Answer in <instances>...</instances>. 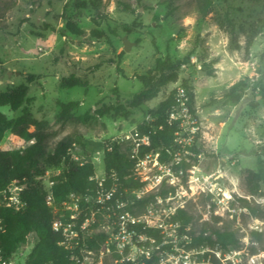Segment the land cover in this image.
Returning a JSON list of instances; mask_svg holds the SVG:
<instances>
[{
    "label": "rangeland",
    "instance_id": "obj_1",
    "mask_svg": "<svg viewBox=\"0 0 264 264\" xmlns=\"http://www.w3.org/2000/svg\"><path fill=\"white\" fill-rule=\"evenodd\" d=\"M210 1L203 17L205 0H0V96L21 99L0 106V114L13 121L27 111L45 121L47 151L70 137L69 159L93 162L94 179L105 176L104 148L119 145L117 136L142 132L141 126L153 132V111L184 82L194 95V114L176 110L170 117L180 118L176 145L162 161L161 149L148 151L137 168L142 188L126 190L119 209L101 208L92 217L93 264H126L142 254L154 264H264V0ZM66 23L82 34L68 32ZM230 24L236 49L229 46ZM123 39L132 43L127 52ZM156 59L169 68L148 74ZM138 76H149V86ZM63 78L85 86L62 87ZM239 81L240 100L231 104L226 93ZM70 101L79 104L64 120L58 114ZM85 113L90 118L81 120ZM79 139L105 147L87 152ZM64 168H46L34 184L47 193ZM255 174L261 196L249 195ZM177 208L193 216L197 234L207 221L233 231L242 246L222 253L179 237L168 224ZM90 209L79 202L80 214ZM123 211L138 224L160 228L162 243L132 234L127 216L119 218ZM34 241L30 236L16 249L15 264H24Z\"/></svg>",
    "mask_w": 264,
    "mask_h": 264
},
{
    "label": "trees",
    "instance_id": "obj_2",
    "mask_svg": "<svg viewBox=\"0 0 264 264\" xmlns=\"http://www.w3.org/2000/svg\"><path fill=\"white\" fill-rule=\"evenodd\" d=\"M210 5L211 1L205 0L204 5L200 9L203 17L209 13ZM66 29L73 35L79 36L82 34V31L73 23H66ZM123 29L129 31L125 25ZM91 34L96 38L100 36L97 31H93ZM229 35V46L236 49L238 44L235 39L234 27L231 24ZM168 68L169 66L163 61L156 59L155 67L149 70L148 74H162ZM138 79L145 88L149 86V76H138ZM60 85L68 89L85 86L82 81L74 78H63L60 80ZM182 86L187 97L188 112L194 114V95L185 82ZM240 86H242L241 81L233 84L226 93V98L231 104H235L240 100V95L237 92ZM174 95L175 90L153 111L156 129L150 132V143L148 146L140 148L139 156L158 148L161 149L159 156L160 161H162L163 156H166L165 150L176 145L177 136L175 133L179 119L173 120L169 118L171 110L177 105ZM14 99L16 103L21 101L20 97L1 95L0 106L13 104ZM78 104V101L62 104L58 116L65 118L64 120L69 119V111L75 110ZM89 118L90 116L87 113L80 117L81 120ZM31 126L34 127L33 131H29ZM140 130L142 132L149 131L147 127L142 126ZM48 135L45 121L32 118L27 111L22 112L13 121L7 120L5 116L0 114V146L8 144V146L5 145L0 148V190H3L11 182L22 185L21 198L25 202V207L20 211H14L12 208L0 209V248L6 256H9L18 247L27 245L29 237L32 236L35 241L24 260V264H74L79 259V255L76 252L71 253L69 249L62 245V236L52 230L51 222L55 217L54 211L51 206L46 204L47 193L43 192L42 188L34 183L36 177L43 175L46 168L63 165L65 167L64 170L52 177L54 182L50 188L52 204L58 206L70 194L81 198L93 197L97 190V184L93 179L94 165L91 161L79 164L69 159L67 152L72 142L70 137L58 141L51 150L47 151ZM79 143L86 147L87 152H93L105 147L102 142H89L79 139ZM129 152L130 148H122L116 144L111 145L110 151H104V186L108 189L112 183L116 185L111 201L118 197L125 202L124 194L122 193L124 189H138L143 186V183L134 180L132 177L134 160L130 159ZM194 152L197 153V151ZM254 178V187L249 191V195L261 196L258 187L260 175L255 174ZM172 192L173 189H170L161 191L159 194L165 197ZM241 201L246 203L245 199H241ZM142 202L138 201L137 203ZM127 206L125 209H127ZM245 207L247 208V205ZM68 217L69 213L66 212L65 218L68 219ZM82 219L83 216L80 215L76 222L79 223ZM215 219L217 220V218ZM168 224L175 227L179 237H185L189 242H194L197 246H206L210 250L224 253L230 249L239 250L242 246L239 237L233 231L220 230L207 221L200 223L197 234L195 229L196 222L193 216L185 209L177 208L171 215ZM129 229L136 236H143L146 240L152 239L156 245L162 243L161 229L158 227L129 224ZM252 234L257 237V240L260 241L262 239L261 234L256 232ZM100 237H103V235ZM87 244L90 249H98L95 239L88 240ZM141 260H144L147 264H154L148 258H145L143 254ZM126 264L131 263L126 262Z\"/></svg>",
    "mask_w": 264,
    "mask_h": 264
},
{
    "label": "built area",
    "instance_id": "obj_3",
    "mask_svg": "<svg viewBox=\"0 0 264 264\" xmlns=\"http://www.w3.org/2000/svg\"><path fill=\"white\" fill-rule=\"evenodd\" d=\"M174 97L177 105L171 110L169 114V118L174 116L176 110L188 112V108L186 105L187 97L185 96L184 88L182 87L177 88ZM177 119L180 120V118H176V117L174 120ZM150 132L151 131H147V132L132 131L127 134L122 133L121 135L116 137L117 144L120 145L121 143H125L129 146L128 147L130 148L129 157L130 159L134 160L132 177L134 180H137L141 183L143 182L140 181V179L137 178L134 174L138 170L137 168L140 166V164L143 163L144 161L143 158H147L148 155H146L145 153L141 156V158H139L137 156V153L139 152L141 147L149 145ZM105 150L110 151L111 145L106 146L104 148V151ZM78 163L81 164L82 162H78ZM91 163L94 164L93 162ZM94 180L97 184V190H96V194L93 197L81 198L80 196L70 194L67 197L69 201L72 202L76 201V202L73 203L72 205H68V200L66 201L65 199L62 203L59 204L62 205V209L59 212L54 210L56 206L52 204V197L50 194V190L47 192L45 198L46 204L52 207L55 214V217L51 222L52 230L56 233H59L62 236L63 238L62 245H64L67 249H69L71 253L76 252L79 255V259L75 261V264H93L92 256L94 255V251L88 247L87 241L90 239H94L89 234L92 224V217L94 216V214L97 213V211L101 208H108L112 210L119 209V204L124 203V201L120 200V198L118 197H116L114 200L111 201L112 194L116 190L115 183H112L111 186L108 189H106L104 186L105 176L104 177L99 176ZM53 184L54 182L51 180L50 188L52 187ZM139 189L140 188H138V190ZM126 190L128 189H124L122 193L124 194ZM21 191L22 188L17 186L15 182L9 183L3 190H0V209L12 208L14 211H20L21 209H23L25 207V202L21 198ZM79 202H81V206L85 207V209H88V206L91 205V209L88 212L83 213V215L80 214V211H78ZM66 212L69 213L68 219L65 218ZM123 212L125 214H121L119 218L123 221L125 220V215H126L127 216L126 221L128 226L129 224H138L136 219L132 217H128L126 211ZM80 215L83 216V219L79 223H77L76 219ZM0 229H1V225H0ZM132 234H134L133 231ZM103 253H104L103 250L98 251V254L100 256H102ZM126 262H129L131 264H144L143 260L141 259L136 260L135 258H130V257L127 258ZM0 264H15L13 254L6 256L4 251L0 248ZM97 264H101V261L99 260Z\"/></svg>",
    "mask_w": 264,
    "mask_h": 264
},
{
    "label": "water",
    "instance_id": "obj_4",
    "mask_svg": "<svg viewBox=\"0 0 264 264\" xmlns=\"http://www.w3.org/2000/svg\"><path fill=\"white\" fill-rule=\"evenodd\" d=\"M123 51L127 52L130 49V46L132 45V43H130L127 39H123ZM198 75H201V72H198Z\"/></svg>",
    "mask_w": 264,
    "mask_h": 264
}]
</instances>
